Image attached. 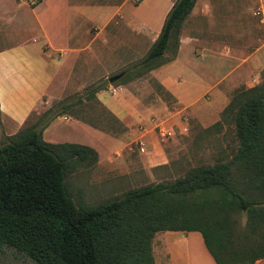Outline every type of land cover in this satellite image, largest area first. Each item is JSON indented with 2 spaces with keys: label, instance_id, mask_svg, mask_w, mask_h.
<instances>
[{
  "label": "crops",
  "instance_id": "obj_1",
  "mask_svg": "<svg viewBox=\"0 0 264 264\" xmlns=\"http://www.w3.org/2000/svg\"><path fill=\"white\" fill-rule=\"evenodd\" d=\"M172 2L36 0L30 4L29 0H6L0 6L2 129L17 132L43 103L54 78L66 72L105 83L94 87L96 91H90L87 100L134 133L133 140L143 144L138 161L146 171L155 160L165 162L154 129L162 128L171 135L174 125L184 127L176 118L178 111H166L156 101L145 102L152 94L158 101L161 94L166 95L183 109L204 105L210 122L216 117L204 130L217 131L225 119L221 110L217 121V113L225 102L224 107L264 79V0H195L180 25L171 58L142 75L133 69L127 80L112 83L115 87L107 82L120 72L114 71L118 67H124L121 78H125L126 64L146 54ZM111 89L116 93L113 96L109 95ZM190 116L204 122L194 112ZM56 117L42 130V140L47 143L66 142L51 135L45 137ZM131 119L138 123L135 132L129 125ZM71 121L92 142L105 141L102 132L77 119ZM91 143L87 141L83 146L99 156L97 146ZM154 246L164 258L161 264H214L198 232H159L152 238L151 253ZM193 248L196 252L190 251Z\"/></svg>",
  "mask_w": 264,
  "mask_h": 264
},
{
  "label": "trees",
  "instance_id": "obj_2",
  "mask_svg": "<svg viewBox=\"0 0 264 264\" xmlns=\"http://www.w3.org/2000/svg\"><path fill=\"white\" fill-rule=\"evenodd\" d=\"M194 1L173 0L133 69L148 72L166 62L163 54ZM237 96L222 112L234 125L232 156L93 207L75 206L64 180L76 166L93 165L96 152L43 141L42 130L59 115L44 112L0 145V247L34 264H153V236L178 231L198 232L214 264L264 259V79Z\"/></svg>",
  "mask_w": 264,
  "mask_h": 264
},
{
  "label": "rangeland",
  "instance_id": "obj_3",
  "mask_svg": "<svg viewBox=\"0 0 264 264\" xmlns=\"http://www.w3.org/2000/svg\"><path fill=\"white\" fill-rule=\"evenodd\" d=\"M5 1L1 0L0 6L4 5ZM179 29L172 40V44L163 54L165 60L171 58L170 54H173L172 46L178 39ZM142 55L144 57L145 53ZM142 57H138L126 64L125 78H123L122 82L132 76L133 66ZM123 68L118 67L114 71L120 70L117 74H121L122 77L124 75ZM134 70L136 72L139 71L137 69ZM112 72L108 74H112ZM142 72L144 71H139L137 74L142 75ZM94 80L95 78L93 77L89 80L86 75L81 78L76 75L69 76L66 72L56 76L43 103L35 109L25 124L19 129L21 130L24 127L35 124L44 112H51V114L57 113L59 115L54 119L55 122L45 137L51 135L58 141H66L61 143L82 145L87 143V141L91 143V138L82 129L74 125L71 119H77L106 135L105 141L95 139L98 143H91L93 147L96 148L97 146L99 153L96 162L91 166L78 165L65 177L66 192L75 206L93 207L101 202L119 197L129 189L158 182L172 181L182 176L189 168L216 163L219 160L226 159L227 156H232L235 152L237 141L234 135V125L230 117L222 119V127L217 131L215 129L204 130L210 128L213 121L216 120V117H214L213 121L210 122L207 118L208 111H206L207 109L205 110L204 105L197 104L188 109H183L182 107L179 108V105L175 104V101L166 95L161 94L158 101L152 94V97L147 98L145 102L155 103L154 101H156V103L162 104L166 111H178L176 118L184 124V129L174 125L171 135L165 139H161L158 136V128L154 129L162 146V155L165 162L160 164L158 160H155L151 163L152 167L147 171L144 170L138 161L140 154L138 143L140 141L138 139L133 140L134 133L132 134L131 130L129 131L127 127L112 116L103 114L93 101L87 100L90 99L88 93L94 87L105 84L102 79L98 80L102 82L100 84ZM110 85L115 87L112 84ZM114 94L109 90L110 96ZM229 100L228 97L226 101L228 102ZM226 104L225 102L224 106ZM224 106L217 113V121L221 110L223 112L226 108ZM192 112L200 116L204 122L201 124L195 117L190 116ZM137 124L134 119L130 120L129 125L133 127V132L138 128ZM17 132H6L0 126V145L6 143ZM158 151L160 150L158 149ZM232 179L236 183L241 181L236 173H233ZM243 188L241 189L243 190ZM243 220V217H241L239 222L242 224ZM184 244H186L185 240L182 241L183 246ZM154 247L151 256L153 254L156 259L152 257L153 264H161L164 262V258L159 255L158 247ZM193 250L196 252L197 249L193 248L190 251ZM0 264L34 263L11 249L0 247Z\"/></svg>",
  "mask_w": 264,
  "mask_h": 264
},
{
  "label": "built area",
  "instance_id": "obj_4",
  "mask_svg": "<svg viewBox=\"0 0 264 264\" xmlns=\"http://www.w3.org/2000/svg\"><path fill=\"white\" fill-rule=\"evenodd\" d=\"M137 1V0H135ZM29 3L30 4H35L36 3V0H29ZM256 15V14H255ZM111 93H115V90L114 89H111L110 90ZM158 136L161 138V139H165L167 137L170 136V133L162 128H158ZM138 146H139V150L142 151L143 149V144L141 142L138 143Z\"/></svg>",
  "mask_w": 264,
  "mask_h": 264
},
{
  "label": "water",
  "instance_id": "obj_5",
  "mask_svg": "<svg viewBox=\"0 0 264 264\" xmlns=\"http://www.w3.org/2000/svg\"><path fill=\"white\" fill-rule=\"evenodd\" d=\"M121 77V74L112 76L110 78L107 79L108 84H112L114 83L116 80H118Z\"/></svg>",
  "mask_w": 264,
  "mask_h": 264
}]
</instances>
